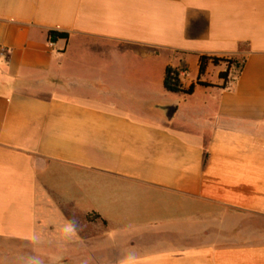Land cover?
Masks as SVG:
<instances>
[{
  "label": "crops",
  "instance_id": "crops-1",
  "mask_svg": "<svg viewBox=\"0 0 264 264\" xmlns=\"http://www.w3.org/2000/svg\"><path fill=\"white\" fill-rule=\"evenodd\" d=\"M40 257L264 264V0H0V264Z\"/></svg>",
  "mask_w": 264,
  "mask_h": 264
},
{
  "label": "trees",
  "instance_id": "trees-1",
  "mask_svg": "<svg viewBox=\"0 0 264 264\" xmlns=\"http://www.w3.org/2000/svg\"><path fill=\"white\" fill-rule=\"evenodd\" d=\"M49 38L52 42H57L59 40H68L69 34L51 31L49 34ZM210 62H212L214 65H219L220 63L224 62V63L229 64L230 67L233 64H236V62H234L233 60L218 59V58H213L209 56H202L200 58V76L205 75L207 71V67ZM220 77L222 79L227 80L228 73H222ZM197 85L211 87V85L201 83V82H198ZM197 85L194 84V85H191L189 88H185L180 79V72L177 69H174L171 67H168L166 69L164 86L167 92L173 93V94H183V95L190 96L194 94ZM98 217L99 216H97V218Z\"/></svg>",
  "mask_w": 264,
  "mask_h": 264
},
{
  "label": "rangeland",
  "instance_id": "rangeland-1",
  "mask_svg": "<svg viewBox=\"0 0 264 264\" xmlns=\"http://www.w3.org/2000/svg\"><path fill=\"white\" fill-rule=\"evenodd\" d=\"M192 73H193V71H192ZM6 245H8V244L6 243ZM41 261H44V258L40 257V258H36V260H34V262H36V264H40ZM6 264H10V263L6 262ZM11 264H13V262H11Z\"/></svg>",
  "mask_w": 264,
  "mask_h": 264
}]
</instances>
